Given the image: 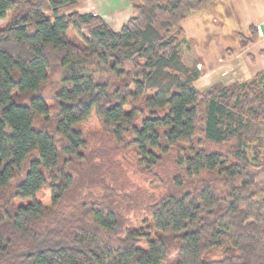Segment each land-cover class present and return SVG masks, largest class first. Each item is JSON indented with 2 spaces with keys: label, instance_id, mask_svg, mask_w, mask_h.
<instances>
[{
  "label": "trees",
  "instance_id": "obj_1",
  "mask_svg": "<svg viewBox=\"0 0 264 264\" xmlns=\"http://www.w3.org/2000/svg\"><path fill=\"white\" fill-rule=\"evenodd\" d=\"M81 1L0 0V264H264V70L196 87L182 23L212 0H129L118 31ZM104 139L173 164L141 227Z\"/></svg>",
  "mask_w": 264,
  "mask_h": 264
},
{
  "label": "rangeland",
  "instance_id": "obj_2",
  "mask_svg": "<svg viewBox=\"0 0 264 264\" xmlns=\"http://www.w3.org/2000/svg\"><path fill=\"white\" fill-rule=\"evenodd\" d=\"M256 0L247 1L251 4L250 9L241 7V0H212L192 17L184 20V28L188 35H196L197 38L190 37L181 46V52L185 64L195 67L201 73L195 82L200 91H204L210 86L222 82L226 85L234 82L236 76L230 75V71L221 69L226 48L239 51V41L242 36H247L249 28L248 22L259 24V32L262 33L264 23V13L259 11L255 3ZM246 2V3H247ZM81 13H101L112 29L122 28L131 17L135 16L133 4L129 0H83L80 2ZM131 13V16L128 15ZM99 15V14H97ZM102 17V16H101ZM209 30L203 31L199 25ZM5 25V21H0V28ZM198 35L200 36L198 38ZM212 36H217L212 39ZM213 42V43H212ZM264 42V41H263ZM258 43V42H257ZM256 43V44H257ZM255 45V44H254ZM264 45V43H263ZM238 47V48H237ZM222 48V49H221ZM213 61H212V60ZM211 61V63L209 62ZM219 64H216V63ZM236 63H240L236 61ZM224 66V65H222ZM216 73V75H213ZM255 76V75H254ZM253 76V77H254ZM248 77V75H246ZM252 77V78H253ZM251 78V79H252ZM250 80V79H249ZM56 82L49 84L47 91L51 92ZM84 131L93 134L101 131L99 122L93 117L85 126ZM106 151L109 156L108 163L104 169L111 174L108 175V182L115 190H124L127 194L131 207V220L136 226L141 227L146 214L147 206L159 199L170 183V177L174 174V167L168 159L153 173H148L139 166V163L131 151H114V143L106 142ZM100 144V142H99ZM226 147H216L224 150ZM249 157L253 158V153L249 149ZM112 158V159H111ZM38 199L47 207L51 206V195L49 190H44L38 195Z\"/></svg>",
  "mask_w": 264,
  "mask_h": 264
},
{
  "label": "crops",
  "instance_id": "obj_3",
  "mask_svg": "<svg viewBox=\"0 0 264 264\" xmlns=\"http://www.w3.org/2000/svg\"><path fill=\"white\" fill-rule=\"evenodd\" d=\"M247 1H250V0H241V2H240V4H241L240 6L241 7L244 6L246 10L251 8V4H249ZM254 3H255L256 8L259 11L264 13V0H256V2L254 1ZM97 14H99L103 18L106 17L105 15H102L101 13H97ZM128 16L130 17L131 13ZM192 16H194V15H192ZM192 16L190 15L188 18H190ZM183 23H184V21H183ZM183 23H182V26L184 28ZM258 23H260V22H258ZM258 23L255 24L253 22H248L247 26L249 28L251 25H254L259 30V24ZM261 23H264V21H261ZM204 24L205 23H203V25H199L201 27V30H203V31L209 30L207 28H204V26H205ZM114 30L118 31V30H120V28L114 29ZM184 30L186 31L187 38H190V37L197 38L196 35H188L186 28H184ZM262 32H263V35H262V33L259 32L258 43L255 45H251L246 49L241 48V41H239V51H233L231 48H227V46H226V48L224 46H222L224 49L227 50L226 52H224L227 57H224L223 59H225V60L220 62L221 64L223 63L222 65H224V66L221 65L220 68L224 69L226 71H230V75H235L236 76L235 81H242L243 82V81L249 80L254 75H256L258 72L264 70V45H263V43H264L263 42L264 41V29H262ZM199 37L200 36L198 35V38ZM212 37H213L212 39H214L217 36H212ZM236 61H239L240 63L237 64ZM209 62L211 63V61H209ZM214 63H216V62H214ZM216 64H219V63H216ZM213 75H216V73H214ZM246 75H248V77H246Z\"/></svg>",
  "mask_w": 264,
  "mask_h": 264
},
{
  "label": "water",
  "instance_id": "obj_4",
  "mask_svg": "<svg viewBox=\"0 0 264 264\" xmlns=\"http://www.w3.org/2000/svg\"><path fill=\"white\" fill-rule=\"evenodd\" d=\"M262 29H264V26H262Z\"/></svg>",
  "mask_w": 264,
  "mask_h": 264
},
{
  "label": "built area",
  "instance_id": "obj_5",
  "mask_svg": "<svg viewBox=\"0 0 264 264\" xmlns=\"http://www.w3.org/2000/svg\"><path fill=\"white\" fill-rule=\"evenodd\" d=\"M260 31V30H259Z\"/></svg>",
  "mask_w": 264,
  "mask_h": 264
}]
</instances>
